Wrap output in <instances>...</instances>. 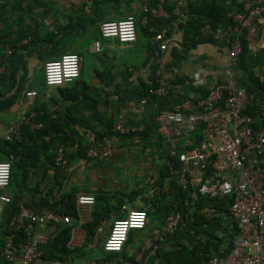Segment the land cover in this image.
I'll use <instances>...</instances> for the list:
<instances>
[{"label": "crops", "instance_id": "1", "mask_svg": "<svg viewBox=\"0 0 264 264\" xmlns=\"http://www.w3.org/2000/svg\"><path fill=\"white\" fill-rule=\"evenodd\" d=\"M15 1L3 0L8 4L4 5V23L0 24V31L6 34L9 32L8 37L10 38L14 36L18 28H28V31H34L35 34L28 35L17 44L23 64L22 66L20 63L15 64L17 70L13 76L5 68V60H0V125L3 128L16 123L22 115L27 114L33 107L45 110L46 114L49 115L47 131L49 126L53 128V123L58 126L65 124L68 120H73L70 127H67L69 131L72 129L79 133L91 134L92 131L85 130L84 126L87 124H85V120L91 118L92 113L103 118L113 117V124L119 115H123L128 123L134 122V116L130 110L136 102L131 98V91L142 83L150 82L154 64H158V67L159 64L165 66L174 58L172 57V48L178 49L180 59L176 66L170 67L171 71L177 77L183 80L189 79L192 82V84L182 87V91H185L187 96H194L195 93L197 96L201 93L199 90L194 92L190 86L208 89L213 84L225 79L226 50L222 45L215 41L203 40L185 49L183 44V39L186 36L183 25L189 16L186 9L190 1L196 3V0H166L167 7L173 13L169 22V30L168 25L158 29V27L148 26L147 23L142 22L143 0H20L18 10L13 6ZM232 11L225 12L224 20L230 18L229 14ZM127 15H133L136 20V40L128 44H121L113 39L102 40L100 51L95 52L93 42L99 36L100 23L117 20ZM140 27L147 31H140ZM259 29V34L255 38L248 39L247 50L243 58L245 64H248L249 58L253 57L257 64L246 70L239 67L237 62L233 66L234 78L238 87L244 88L248 85L251 74L260 78L264 75V20ZM158 33L164 35L166 46L163 50L159 47L160 42L154 39ZM68 52L79 55V77L62 86H46L43 81V63ZM10 67L12 68L9 65V69ZM84 69L89 72H84ZM164 74L170 78L168 71ZM195 81H197L196 84L193 83ZM30 89L37 91V95L32 99L25 96V92ZM248 93L251 98L250 103L261 108L264 107V95L261 96L254 92ZM154 111H156V104L148 101L142 119H148ZM95 123V121L90 122L94 128L93 131L100 130ZM34 128V125L30 124V129ZM49 132L55 131L50 129ZM122 136L115 135L113 143L123 141L124 137ZM159 137L160 140H157V136L153 135L150 143L147 142L149 147H146V149L155 152L161 160L157 164L156 159H153L152 164L158 165V168L156 171L155 169L150 170L153 177L158 181L160 180V168L165 162V152L173 145L182 146L181 141ZM30 144L32 143L28 140L27 145L30 146ZM3 156L4 154L0 151V160L3 159ZM25 156H27L26 153L19 158L23 167H17L6 188L7 194L12 199V205L9 209L0 211V241L4 239V226L9 213L18 201L35 211L43 212L48 211L40 206L43 198L57 200L61 193L75 191L76 195L78 193L92 194L95 197V205L98 198L106 193L98 185H102L106 189L109 188V185L104 181L101 182V179L104 173L110 172L104 166L109 165L107 161H110L111 158L101 161L83 158L65 160L61 164V170H59L60 177L58 175L56 177L53 166L43 161L42 154L40 159L35 160L33 164L31 158ZM79 166L82 170L78 168ZM136 174L135 172L130 175L135 177ZM59 182L61 183V190H59ZM121 182L122 180L114 181V187L117 188L108 193L115 195V203H106L105 213L100 219L97 218L100 214L93 210L94 205L85 220L71 217L69 227H71L72 232L70 233L67 253H48L45 250V253L42 252L31 264H72L76 256H84L87 250L90 252L96 246L98 252L96 254L91 252V257L80 264H89L91 261L100 259L104 255L102 242L107 236L110 223L113 219L125 215L122 206L127 208L148 207L149 210L146 226L143 229L129 232L122 250L125 258L133 257L138 261L153 259L156 262L154 256H159L166 250L165 248L171 249V241H176L175 239H165L167 234L159 240H155L152 236L153 229L160 225L163 217L167 214L160 208V204L159 207L157 204L159 200L164 201L169 198L166 192L167 180L160 182V188L163 189L162 193H164L162 198L161 195L156 196L150 191L120 192L124 189ZM129 194L132 196L128 197ZM153 204H157V207ZM150 212H153L156 217L151 224ZM85 223L95 226H89L87 230L84 227ZM190 226L191 223L185 220L175 231L180 234L187 231ZM56 229L55 224L48 227L47 233L50 238L55 236ZM189 232L193 233V230L191 229ZM81 236L82 241L77 242V238ZM0 264H3L1 260Z\"/></svg>", "mask_w": 264, "mask_h": 264}, {"label": "built area", "instance_id": "2", "mask_svg": "<svg viewBox=\"0 0 264 264\" xmlns=\"http://www.w3.org/2000/svg\"><path fill=\"white\" fill-rule=\"evenodd\" d=\"M165 5L166 0H143L142 22L146 24L149 20L167 17ZM229 17L231 23L216 28L205 24L200 28L203 36L210 37L226 50L225 79L213 84L205 95L195 100L186 98L172 109H159L155 120L162 137L182 143V146L173 145L167 151L174 159L167 164L176 177V183L182 189H187L191 182L199 185L201 194L222 193L232 197L229 211L239 231L235 243L226 255L213 256L200 264H264V171L260 158L264 151V123L254 129L256 118L245 112L250 95L245 88L236 85L233 73L242 47V37L253 39L259 34L260 24L264 20V0H245L242 9L232 11ZM136 38L137 25L133 15L103 21L99 25V36L93 42V50L100 51L102 40L113 39L128 44ZM154 39L160 42L159 47L163 50L166 46L164 35L158 33ZM11 51L6 47L5 55ZM164 73L165 66L159 64L155 71V85L148 89L150 94L166 96L181 92L183 85L192 84L189 79H184L183 84L173 83ZM79 75L80 58L77 53H63L43 63V81L46 86H62L73 82ZM36 95L35 89L25 92L29 99ZM146 103L143 97L131 108L134 122L128 123L123 115L118 116L113 124L116 135L144 130L141 119ZM261 113L264 114V109ZM33 116L34 112L29 111L6 128L0 125V139L10 140L13 135L18 136L21 125L25 123L40 126V123L33 122ZM113 137L91 145L87 149V156L99 161L110 159L114 154ZM64 153L65 145L60 144L55 157L56 164L65 162ZM11 161L12 156L0 160V211L12 205V199L6 192ZM75 202L77 217L80 220L88 218L95 197L89 193H78ZM122 209L125 215L112 220L102 242V249L106 252L121 251L129 232L143 229L147 224L148 213L144 209L125 206ZM204 214L208 218L214 216L211 211H205ZM54 223L69 226L71 217L50 210L38 212L21 201L16 202L4 226L6 236L0 255L7 264H31L41 255V245L50 238L47 229ZM183 223L181 211L174 208L153 229L152 236L155 240L162 239ZM19 231L25 233L22 242L13 239L14 232ZM89 264L97 263L91 261ZM101 264L118 262L112 260Z\"/></svg>", "mask_w": 264, "mask_h": 264}, {"label": "trees", "instance_id": "3", "mask_svg": "<svg viewBox=\"0 0 264 264\" xmlns=\"http://www.w3.org/2000/svg\"><path fill=\"white\" fill-rule=\"evenodd\" d=\"M19 1L16 0L13 3V6L16 10L19 9ZM189 2L186 9L187 20L184 22L185 28V38L183 39V44L185 49H188L190 46L195 45L198 42L203 40H208L214 42L210 37H205L201 34L200 28L208 24L212 28H216L219 25H224L231 23V19L224 20V14L226 11H239L243 7L244 0H196ZM8 4L0 0V24H3V9L4 5ZM166 12L168 13L167 17H158L152 20H149L147 25L155 26L158 29L169 26V22L173 17V13L167 5H165ZM14 13V12H12ZM14 15V14H13ZM226 16V14H225ZM18 23V21H17ZM141 28V27H140ZM170 26L168 27L169 30ZM141 30L147 31L145 28ZM9 32L3 33L0 31V60H5V68L13 74L16 72L15 64L22 66V55L18 53L17 44L28 35H34V31H28V28H18L13 37H8ZM248 39L242 37V47L238 56L237 64L245 70L249 67L255 66L257 62L253 57L249 58V63L245 64L243 58L247 50ZM11 48L12 51L5 55L4 48ZM23 47V46H22ZM24 48V47H23ZM180 53V52H179ZM178 49L172 48V57H174L170 62L165 64L166 72L169 73V79L171 82H182L183 79L175 75L171 71L170 67L176 66L180 59V54ZM244 62V63H243ZM9 65L12 66L9 69ZM19 65V66H20ZM14 66V67H13ZM158 64L152 66V78L149 83H142L139 87L132 90L131 98L135 102L139 101L141 98L145 97L150 103L156 104V111L148 117V119H142L141 122L144 125V130L140 133L125 134L122 137L132 138L137 137L140 140L150 143V139L153 135L157 136V140H160L159 136H162L158 132V122L155 120V115L157 111L161 108L172 109L176 103L181 102L183 99L195 100L197 96H203L207 93L208 89H201V87L195 88L190 86V88L197 92H201L199 95L187 96L185 91L170 93L166 96H159L155 94H150L148 89L155 85L154 72L156 71ZM169 69V70H168ZM249 84L244 86L247 92L258 93L259 95H264V75L262 78L250 75ZM174 103V106H172ZM264 107H259L254 103H249L245 112L252 114L256 118V122L253 125L254 129H258L264 123V114L261 113V110ZM34 112L33 122L40 123L41 125L30 129V125L25 123L21 125L19 130V135H13L10 140L0 139V151L4 154L2 160L8 159L12 156L11 161V175L17 170V167H23L19 162V158L24 156L25 153L31 158L32 164L35 160L40 159L41 154L43 155V161L47 162L53 166L54 172L60 177V172L62 165L55 163V157L57 154V149L60 144L65 145V160H71L73 158H83V159H92L87 156V149L96 143L104 142L106 139L115 136L113 131V117L103 118L96 113H92V117L85 120V130L92 131L91 134L79 133L78 131L68 130L67 127H70L73 120H68L63 125H58L53 123L52 126H49L47 131V119L49 120V115L46 114L45 110L38 109L33 107ZM95 121L96 125L99 126L100 130L93 131L94 128L91 126L90 122ZM55 122V121H54ZM50 129H53L55 132H49ZM159 135V136H158ZM198 137H200L198 135ZM30 141L32 144L27 145V141ZM145 144V142H144ZM74 145L75 148H72ZM160 145V144H159ZM261 165L264 171V151L260 155ZM18 159V160H17ZM174 159L165 152V162L160 168V180L156 183L157 187L160 188V182L167 180V193L169 198L166 200H159L158 207L162 208L165 214L169 213L172 209L177 208L181 211L184 221L187 220L191 223L190 228L187 231H183L180 234L175 230L171 233H168L165 239H175L176 241L172 242V248H165L159 256H154L155 262L153 259L145 261L142 259L140 261L135 260L133 257L125 258L122 250L119 252H106L104 255L96 260L97 264L104 262L116 260L118 264H200L204 261H207L209 258L216 255H226L232 249L237 235L239 233L236 224L234 223L229 206L232 202V197L229 195H224L222 193H215L214 195L210 194H201L199 191V185L195 183H189L187 189H182L176 183V177L170 172V168L167 164L169 161ZM10 175V179H11ZM10 182V181H9ZM61 190V183L59 182ZM163 191L162 188H160ZM75 191L61 193L59 199L55 200L54 198H43L40 202V206L44 209L54 211L61 215H69L70 217H77L76 211V194ZM161 193V192H160ZM46 196V195H45ZM132 195L129 194L128 197ZM164 196V193H161V198ZM98 198V197H96ZM54 199V200H52ZM99 199V198H98ZM157 204H153L157 207ZM139 209H144L148 213V207H139ZM13 210V209H12ZM205 211H211L214 213V216L208 218L205 216ZM56 226V234L54 237L49 238L44 244L41 245V251L45 253V250L48 253L59 252L65 254L68 252V242L70 239L71 227L66 226L65 224L54 223ZM90 227L95 226L94 224L85 223L84 227L88 230ZM193 230V233H190L189 230ZM6 236L5 231L3 232V237ZM13 239L22 242L25 240L24 232H14ZM164 239V240H165ZM4 239L0 241V250L3 244ZM160 243V241H158ZM0 260L3 264H7L5 259L0 255Z\"/></svg>", "mask_w": 264, "mask_h": 264}, {"label": "rangeland", "instance_id": "4", "mask_svg": "<svg viewBox=\"0 0 264 264\" xmlns=\"http://www.w3.org/2000/svg\"><path fill=\"white\" fill-rule=\"evenodd\" d=\"M84 72L88 73L89 71L84 69ZM144 142L146 144H144ZM122 143H125L124 145H121ZM114 148V154L111 157L110 161H107L109 165L104 166V168L108 171H110L108 174L104 173L103 178L101 179V182L104 181V183H107L110 185L111 188L108 190L102 185H98L99 188L102 191H105L106 193L101 195L99 199L97 200L96 204L93 207V210H95L99 215L97 218H101V216L105 213L106 209V203H115V195H110L108 192H111V190H115L117 188L114 187V181L115 180H122L123 188L120 191L123 193H129V191H142L147 192L150 191V193H154L156 196L161 195L162 191L160 188L157 187L156 183L158 182V179L153 177V173L150 172L151 169L158 168V165L155 166L152 164L153 159H156L157 164H159V157L158 155L149 150V145H147L146 141L137 139V138H124L123 141L118 143H112ZM144 147V148H143ZM113 159V160H112ZM112 160V161H111ZM91 164H94L91 162ZM80 170L82 168L78 167ZM154 171V172H155ZM137 173L135 177L131 176V173ZM150 172V173H149ZM141 173V174H140ZM109 177L111 179V182L109 183ZM117 182V181H116ZM132 182V183H131ZM104 186V185H103ZM107 190V191H106ZM161 192V193H160ZM107 200V201H106ZM149 219L150 224L155 221L156 217L153 212L149 213ZM80 238V240H79ZM77 238V242L82 241V236ZM91 252L96 254L98 252V247H94L92 251H86L84 256H76L75 260L72 262V264H80L82 261H86L91 257ZM92 253V254H93Z\"/></svg>", "mask_w": 264, "mask_h": 264}]
</instances>
